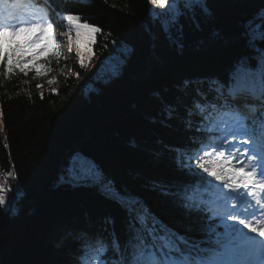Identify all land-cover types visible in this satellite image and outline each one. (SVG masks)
I'll return each instance as SVG.
<instances>
[{
	"label": "trees",
	"instance_id": "obj_1",
	"mask_svg": "<svg viewBox=\"0 0 264 264\" xmlns=\"http://www.w3.org/2000/svg\"><path fill=\"white\" fill-rule=\"evenodd\" d=\"M41 4L64 22L70 14L100 29L82 35L80 51L89 60L108 56L92 78L74 66L63 79L62 60L48 52L24 57L27 75L18 67L8 72L11 59L0 62V159L14 170L19 191L14 213L0 205V264H99L96 249L123 244L132 228L128 212L110 198L113 186L191 240L205 239L209 225L223 233L233 222L213 198L227 189L192 154L220 149L236 84H254L257 95L242 99L264 102V0H169L165 8L149 0ZM4 41L3 52L11 53L15 37ZM116 46L128 50L120 74L103 80ZM49 75L56 87L38 88ZM79 77L86 84L77 89ZM80 154L104 183L63 181ZM102 259L119 264L120 252Z\"/></svg>",
	"mask_w": 264,
	"mask_h": 264
},
{
	"label": "snow or ice",
	"instance_id": "obj_2",
	"mask_svg": "<svg viewBox=\"0 0 264 264\" xmlns=\"http://www.w3.org/2000/svg\"><path fill=\"white\" fill-rule=\"evenodd\" d=\"M21 2H30L35 7L41 6V0H13L9 7L5 0H0V37L5 35L17 36L21 33H38L27 41L28 45L40 42L46 33L57 30L55 22L50 18L47 9L39 20L32 19L26 13L16 15L12 13V7H18ZM160 8H165L169 0H149ZM16 22H8L9 16ZM24 18H21V17ZM68 30L61 31L60 35L67 37L68 50H72L73 39L71 32L75 31V44L77 55L80 58L81 67L84 66V57L80 51L82 35L90 38L100 29L87 23H80V17L74 15L64 16ZM84 30H87L86 32ZM53 48L58 45L55 35L50 37ZM22 52L18 46L11 53L0 49V62L8 58L13 62L8 63L7 71L18 67L27 75L22 66L26 63L24 56H16ZM39 75V73H38ZM49 80L48 83H54ZM41 88L42 85H37ZM260 96L264 97V74L260 83ZM244 95L256 96L257 90L254 84L242 82L234 86L232 96L236 100V106L229 109L224 120L231 125L230 135L238 144H232L231 150L225 155L224 150L212 147L206 148L202 155L196 158V166L222 184L229 193H236V197H227L231 201L232 209L241 211H228L226 218L233 223L225 225L223 233H217L215 225H209L205 230V239L195 241L187 236L175 232L160 221H157L138 200L126 196L113 186L110 198L119 203L132 218V228L127 240L120 244L113 240L111 247L101 244L96 249V259L99 264H104L102 259L109 252H120L119 264H264V166L260 171L254 162L257 159V145H264V102L259 106L251 100H243ZM215 154V155H214ZM245 160L248 161L245 165ZM235 161V163H234ZM6 175H13L8 172ZM85 176L98 184L104 183L102 175L86 171ZM241 190L251 199L241 198ZM6 189L0 183V205L5 204ZM226 201V202H227ZM238 226L247 230L245 234Z\"/></svg>",
	"mask_w": 264,
	"mask_h": 264
},
{
	"label": "rangeland",
	"instance_id": "obj_3",
	"mask_svg": "<svg viewBox=\"0 0 264 264\" xmlns=\"http://www.w3.org/2000/svg\"><path fill=\"white\" fill-rule=\"evenodd\" d=\"M56 26H59L62 28V31H67L68 30V25L63 23L60 18L58 19V22L55 23ZM59 28L57 27V30L53 33H46L45 35L42 36L41 38V43L44 42V39H46V44H43V46L46 47V52L50 53V55H54L56 58H59L62 60L63 62V67L60 70L59 74L62 76V78H66L67 76H69L71 69L74 66H77L80 69H83L89 78H92L98 68L100 67L101 63L103 62V59L105 56H108L107 52H103L99 55H95L93 57V59L89 60V57L87 56V54H89V52L85 49H81V52L83 53V57H84V66L81 67V63H80V58L77 55V46L75 44V40L76 37L74 36V34L71 32V36L73 39V44H72V50L69 51L68 50V43H67V37L62 35V38L58 39L57 37V32H58ZM52 35H55L56 37V43H57V47L53 48L52 46V42L50 40V37ZM29 36L30 33H21L20 35H18L19 37V42L24 43L25 47H24V51L23 53H28L30 55V57H35V55L37 54V48L35 44L32 45H28L27 41L29 40ZM22 49V46H19ZM0 49L4 50V42H3V37H0ZM117 50V51H116ZM33 51V52H32ZM128 50L124 49L120 46H116L114 52L112 51V55L109 58V61H111L110 65L107 67V69L105 70V72L102 75V79L103 80H108L111 78V76H117L120 74V64L123 62V56L127 55ZM49 80H54L55 82L52 84H49L48 81ZM40 85H42L41 89H45V88H54L56 87V75H50L47 77H42L40 79ZM86 84V79L79 77L77 79L76 82V88L80 89L83 87V85ZM88 91V90H87ZM228 130H227V138L225 139V142L222 143L223 146H221V149L224 150L225 155H227V153L231 150V145L232 144H238V140H233L230 133V129H231V125L227 126ZM208 138H210V135H207ZM258 155V154H257ZM259 156V155H258ZM193 159H195L193 157ZM257 165V170L259 171V162L256 159L254 161ZM235 163V161H234ZM248 161L245 160V165H247ZM86 171H90L93 173H96V169L95 166L92 162V160L82 154L75 156L72 159L71 165L68 168L67 172H66V177H64V175H62V179L63 181H69L71 183H77V182H87L86 181V176H85V172ZM8 172H12L13 175L8 176L6 175ZM0 179L3 182L4 188L6 189L4 195H5V204L1 205L3 210L7 213H14L17 210V206H16V199L17 196L19 194L18 191V187L17 184L15 182V173L14 170L11 168V165H8L5 161L0 159ZM228 196L231 197H236L237 194L236 193H229L227 192ZM241 198H246L248 200H250V197H247L246 194H244V191L241 190ZM226 198H218L215 197L213 198V202L216 204H223V212L225 213L228 211H241L242 212V206L238 209H232L231 207V201H227ZM240 230L243 231L245 234L247 235H251L249 233H247V230H244L242 228V226H240Z\"/></svg>",
	"mask_w": 264,
	"mask_h": 264
}]
</instances>
